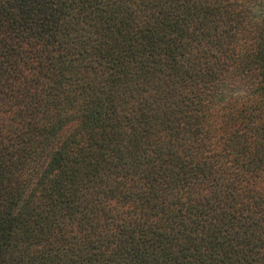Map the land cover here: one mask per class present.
I'll list each match as a JSON object with an SVG mask.
<instances>
[{
    "label": "trees",
    "instance_id": "trees-1",
    "mask_svg": "<svg viewBox=\"0 0 264 264\" xmlns=\"http://www.w3.org/2000/svg\"><path fill=\"white\" fill-rule=\"evenodd\" d=\"M258 2L0 0V264H264Z\"/></svg>",
    "mask_w": 264,
    "mask_h": 264
},
{
    "label": "rangeland",
    "instance_id": "rangeland-1",
    "mask_svg": "<svg viewBox=\"0 0 264 264\" xmlns=\"http://www.w3.org/2000/svg\"><path fill=\"white\" fill-rule=\"evenodd\" d=\"M254 8H256L257 13H263L264 12V0L258 3H255ZM256 11H254L256 13Z\"/></svg>",
    "mask_w": 264,
    "mask_h": 264
}]
</instances>
